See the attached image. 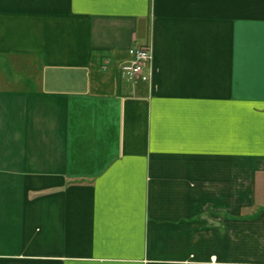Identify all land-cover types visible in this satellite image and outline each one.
Wrapping results in <instances>:
<instances>
[{
	"label": "crops",
	"instance_id": "crops-1",
	"mask_svg": "<svg viewBox=\"0 0 264 264\" xmlns=\"http://www.w3.org/2000/svg\"><path fill=\"white\" fill-rule=\"evenodd\" d=\"M0 264H264V0H0Z\"/></svg>",
	"mask_w": 264,
	"mask_h": 264
},
{
	"label": "built area",
	"instance_id": "built-area-1",
	"mask_svg": "<svg viewBox=\"0 0 264 264\" xmlns=\"http://www.w3.org/2000/svg\"><path fill=\"white\" fill-rule=\"evenodd\" d=\"M130 59L122 64L120 73L125 81H150L151 78V49L148 46L134 47L129 50Z\"/></svg>",
	"mask_w": 264,
	"mask_h": 264
},
{
	"label": "rangeland",
	"instance_id": "rangeland-1",
	"mask_svg": "<svg viewBox=\"0 0 264 264\" xmlns=\"http://www.w3.org/2000/svg\"><path fill=\"white\" fill-rule=\"evenodd\" d=\"M151 54H152V52H151ZM126 62H128V61H126ZM126 62H124V63H126ZM123 63V64H124ZM122 66V65H121ZM121 66H120V68H121ZM103 68H104V70H107V66L105 65V66H103ZM120 75H121V73H120ZM121 79H122V76H121ZM123 80V79H122ZM123 83H126V84H138L139 82H147L148 83V81H142V80H138L137 82H131V81H122Z\"/></svg>",
	"mask_w": 264,
	"mask_h": 264
}]
</instances>
